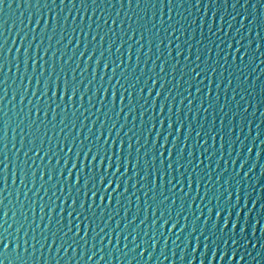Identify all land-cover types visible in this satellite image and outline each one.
<instances>
[{"label": "water", "instance_id": "1", "mask_svg": "<svg viewBox=\"0 0 264 264\" xmlns=\"http://www.w3.org/2000/svg\"><path fill=\"white\" fill-rule=\"evenodd\" d=\"M0 264H264V0H0Z\"/></svg>", "mask_w": 264, "mask_h": 264}]
</instances>
